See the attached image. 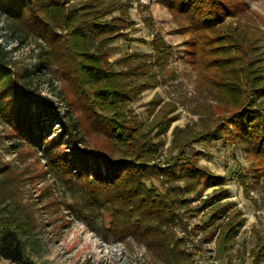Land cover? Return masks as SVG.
<instances>
[{"label":"trees","instance_id":"trees-1","mask_svg":"<svg viewBox=\"0 0 264 264\" xmlns=\"http://www.w3.org/2000/svg\"><path fill=\"white\" fill-rule=\"evenodd\" d=\"M162 1L179 29L192 34L185 59L201 94L194 107L198 122L173 128L163 161L176 103H163L147 122L131 103L161 83L173 45L156 33L150 51L110 60L111 44L120 38L148 43L131 36L133 0H0L13 39L39 47L35 65L28 66L0 40V257L36 264L28 251L39 225L34 210L45 198L42 207L66 211L57 218L62 225L76 216L104 238L137 241L162 264H201L195 257L201 247L192 251L181 235L187 214L206 210L192 229L215 237L221 253L239 241L247 218L226 200V177L201 166L202 153L188 149L205 141L241 143L251 155L238 172L243 188L249 191L253 179L264 182V31L250 23L247 0ZM227 17L235 20L227 23ZM51 70L58 73L61 108L34 95L41 79L53 83ZM161 101H153L150 115ZM54 120L61 126L56 137L48 124ZM18 152L24 163L34 159L31 170L8 159ZM41 164L40 175L54 182L28 204L24 186L32 166ZM194 199H200L196 206ZM251 233L253 245L242 241L238 254L264 264V234L255 226Z\"/></svg>","mask_w":264,"mask_h":264},{"label":"rangeland","instance_id":"rangeland-1","mask_svg":"<svg viewBox=\"0 0 264 264\" xmlns=\"http://www.w3.org/2000/svg\"><path fill=\"white\" fill-rule=\"evenodd\" d=\"M133 1L131 14L135 20L136 30L131 32V36L136 39L147 38L148 43L145 44L140 40L127 41L120 38L111 44L110 60L127 52L150 51V40L156 33L161 34L169 44L173 45L175 56L171 64L159 74L161 83L139 93L131 103L132 108L143 122L149 121L163 103L168 101L176 103L177 109L174 114L177 115V118L164 136L163 154L161 156L163 161L172 146L173 128L175 126L185 127L187 124L198 122L199 119V116L194 113L196 101L201 99L196 72L185 59L186 44L192 34L179 29L178 23L174 21L172 14L162 0ZM247 2L254 16V21L250 23L264 31V0H247ZM148 20L151 22L150 28ZM226 20L228 23L235 19L227 17ZM242 21L246 20L242 19ZM13 38L7 20L0 17V40H3L7 44V48L12 50L13 59L18 60L23 65H35V57L39 53V47L36 46L35 42L18 43ZM51 72L55 78L53 83L41 79L33 86L34 95L47 97L53 101L55 107L61 108L63 105L55 95V88L60 85L57 82L58 73L54 70ZM160 99H162L161 103L150 115L153 101ZM56 122L54 120L48 123L52 125L53 133L51 136L54 137L61 131V126ZM191 148L188 151L196 150L202 153L199 159L201 166L214 174L226 177L224 186L230 190L226 200L232 202L233 206L242 209L247 221L239 241L233 248L224 253H221V250L217 248L215 237L210 240L208 239L210 235H205L199 229L197 231L192 229L194 224L201 220V216L206 210H201L194 217L185 215L188 225L181 235L184 236L187 246H190L192 251L201 247V252L195 254L196 260L201 264H250L251 258L248 254L243 257L238 254L241 243L246 241L248 248L253 245L251 228L254 226L258 227L264 234V182H257L253 179L250 190L246 191L238 178L240 169L243 168L244 170L248 167L251 155L238 142L231 144L222 141L197 142ZM19 156H23V161ZM24 157L25 154L19 152L8 155V159L15 161L18 158L22 163H19L22 168L26 167L31 170V163L34 159L24 163ZM40 166L42 164L39 167L37 165L32 166V180L30 179L24 186L25 195L23 198L24 202L28 204L36 201L41 189H46L48 185L54 182L51 176L48 175L44 178L40 175ZM213 188L215 187L207 188L202 193L201 198H207ZM58 196L54 195V198ZM47 200V198L43 199L42 204L46 203ZM199 202L200 199H194L191 204L196 206ZM42 204L37 205L34 210L39 225L32 246L28 251V258L36 264H162L160 261H156L153 255L137 241H122L112 235L104 238L91 231L86 223L76 216H71L70 225H62L64 223L58 221L57 218L61 214H67L66 211L42 207Z\"/></svg>","mask_w":264,"mask_h":264},{"label":"built area","instance_id":"built-area-1","mask_svg":"<svg viewBox=\"0 0 264 264\" xmlns=\"http://www.w3.org/2000/svg\"><path fill=\"white\" fill-rule=\"evenodd\" d=\"M10 260L0 257V264H9Z\"/></svg>","mask_w":264,"mask_h":264}]
</instances>
